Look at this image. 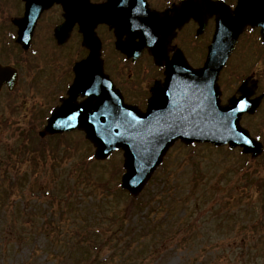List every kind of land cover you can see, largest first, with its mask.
Listing matches in <instances>:
<instances>
[{"label":"rangeland","instance_id":"rangeland-1","mask_svg":"<svg viewBox=\"0 0 264 264\" xmlns=\"http://www.w3.org/2000/svg\"><path fill=\"white\" fill-rule=\"evenodd\" d=\"M47 32L41 23L34 59L2 44L5 62L15 61L21 77L11 96L7 88L0 91V264H264V151L251 158L240 149L176 140L137 204L120 188L122 151L90 160L95 146L84 131L38 135L54 96L44 60L59 66L60 87L73 76L70 64L79 50L77 34L57 48ZM202 45L191 44L190 51ZM107 46L110 66L128 71L109 40ZM146 63L149 58L139 66ZM149 71L132 75L149 78ZM33 116L39 118L31 125ZM245 118L242 124L264 142V104Z\"/></svg>","mask_w":264,"mask_h":264},{"label":"water","instance_id":"water-1","mask_svg":"<svg viewBox=\"0 0 264 264\" xmlns=\"http://www.w3.org/2000/svg\"><path fill=\"white\" fill-rule=\"evenodd\" d=\"M26 1L28 6L27 17L18 21V41L25 48H28L35 23L41 12L50 7L55 1H63L65 4L67 0ZM131 1L107 0L102 4H91L89 0H86V9L83 7L81 15V20L85 21L86 24L81 28V31L84 33L83 42L90 49V54L86 59L76 64L75 72L77 76L72 87L74 92L66 103L57 109L41 135L63 132L76 127L82 128L97 147L96 157L102 159L106 158L115 148H123L127 169L123 177V186L133 194H137L143 188L147 179L162 161L163 155L177 138H181L186 142L194 140H208L216 144L229 142L232 146H243L244 152H252L254 155L259 154L261 151L260 143L254 141L248 131L240 125L242 113L245 110L252 112L255 104L242 110L239 107V100L232 99L231 105L227 106L226 109L220 104L216 84L220 65L215 68L214 81L210 87L211 93L209 92V96L211 94L212 98L209 104L205 106L207 110L203 113L190 105L193 100L191 94L199 86L194 77L202 78L199 76L200 71L193 70L194 72L184 73L185 76L183 77L174 78L169 86L172 95L170 102L166 100L163 104L164 94L157 92L151 98L150 112L141 115L139 110L123 103L120 97L113 95V93H117L112 85L108 84L110 85L109 89L106 87L107 80L104 79L103 85L98 86L99 77H103V74L101 60L99 59L100 42L94 33V29L100 22H106L111 27H115L118 37L117 47L129 53V55H136L147 45V38L144 37L142 31H132V28L138 26L135 22L140 23L142 29L150 27V40H152L150 48L154 55L158 57L161 52L166 53L167 45L174 36V29L181 26L189 17L194 16L195 12L196 14L203 13V17L200 19L202 27H204L207 18L215 13L218 16V29L215 36L216 40L211 47V59L216 61L217 57L221 56L223 43L219 42V36H222L223 33H226V37L234 38L231 42H226V55H228L238 34L247 23L264 27V0H240L235 13L226 7L220 6L219 3L210 0H198L200 2L198 9H191L192 5L190 4H188V7H184L183 4L177 6L172 14L152 12L151 16L133 12L127 8ZM35 2L38 3L36 8H34ZM139 3L144 10L151 12L143 0ZM122 5L123 7H120ZM184 9L189 10L183 13L182 10ZM68 14L67 12V17ZM28 21H30L29 24ZM157 21H166L168 30L165 31L158 27L154 23ZM133 23L135 25L132 26ZM65 26L66 30L65 27H59L56 30V37L60 43L66 41L69 35L70 23L67 22ZM125 34L127 40L123 41L122 38ZM137 38L140 40L136 41ZM183 62L187 66L184 60ZM85 64L91 69V83L86 89L89 95L86 100L78 103L74 100L77 95L79 93L85 95L80 83V68ZM0 69L5 70V78L0 80V89L5 83H8L9 88L13 89L17 84L16 70L1 66ZM95 80L98 81L96 84ZM78 85L81 86L78 87ZM99 89H101L102 95H99ZM117 98H119L118 102ZM242 99L244 100V97ZM77 104L83 111L76 120L67 121L65 116L67 107L71 106L75 110ZM97 104H102L103 108L98 109ZM105 108L108 111L102 114ZM96 114L97 116H95ZM60 121L64 122L60 123ZM240 132H243L248 140H251V144L242 139L239 135Z\"/></svg>","mask_w":264,"mask_h":264},{"label":"flooded vegetation","instance_id":"flooded-vegetation-1","mask_svg":"<svg viewBox=\"0 0 264 264\" xmlns=\"http://www.w3.org/2000/svg\"><path fill=\"white\" fill-rule=\"evenodd\" d=\"M150 5L155 8L161 10L163 7H165V4L167 2H174L175 0H148ZM24 1L23 0H0V27H4V31H8V33L16 30L15 21L22 17L24 15ZM55 11H58V15L51 17ZM63 21L62 17V8L60 5H54L49 10L42 13L41 18L38 21V24L42 26H54L56 24H59ZM192 24H195L194 21H190L189 24L184 26V28L179 32L178 38L180 36L181 41H184L186 44H192V32L190 26ZM38 25V27H39ZM37 27V28H38ZM6 35L1 34L0 30V38L3 39ZM200 40L203 41V45L201 48H194L193 52L191 53L192 57V65L195 67L202 66L204 61V49H206L208 41H209V35H206V37H202L197 39V43H195V46H198L200 44ZM176 41L172 43L171 49H175ZM172 56V53H170V57ZM238 62L236 64L237 68L241 71L244 70L245 77L248 78L251 77L252 80L249 81L248 91H252V84H255L253 80L258 81V90L262 92L259 89V85L262 82V78L259 74H257L261 69L263 68L264 64V52L258 48H249L247 45L245 46V49L243 53L237 58ZM108 63L109 74L111 78L113 79L114 83L117 87H119L122 92L125 95L126 100H129L130 102H138L140 105H145V100L152 88L155 85H158L161 82L164 67H158L155 66L153 62L149 64H142L141 66L133 65L131 68L127 71L125 68H122L120 70L114 68L112 65L110 66V63L106 61L105 64ZM146 69H149V78H147V81L144 82L143 88H136L135 83L131 81V76L134 73L141 74ZM55 79L52 78V81ZM233 86L226 89V64L224 66V75H223V102L226 103V96L229 92H233ZM235 91V90H234Z\"/></svg>","mask_w":264,"mask_h":264},{"label":"snow or ice","instance_id":"snow-or-ice-1","mask_svg":"<svg viewBox=\"0 0 264 264\" xmlns=\"http://www.w3.org/2000/svg\"><path fill=\"white\" fill-rule=\"evenodd\" d=\"M235 7V6H233ZM4 72L5 70L0 69V80H3L5 78L4 76ZM90 72L91 69L85 64L84 66H82L80 68V83L82 84V91H85V95H89V93H87L86 89L89 83H91L90 80ZM247 106V102L243 99H241L239 101V107L242 110L243 108H245ZM83 111L82 108H80L79 104L75 105V110H73V108L71 106L67 107V111L65 112V116L67 121H73L76 120L80 113ZM64 121H60V123H63ZM239 135L242 137V139L251 144V140H248V138L244 135L243 132H240Z\"/></svg>","mask_w":264,"mask_h":264},{"label":"trees","instance_id":"trees-1","mask_svg":"<svg viewBox=\"0 0 264 264\" xmlns=\"http://www.w3.org/2000/svg\"><path fill=\"white\" fill-rule=\"evenodd\" d=\"M26 152V151H25Z\"/></svg>","mask_w":264,"mask_h":264}]
</instances>
